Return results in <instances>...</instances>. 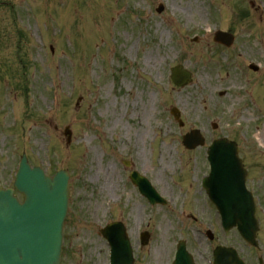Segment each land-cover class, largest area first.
I'll use <instances>...</instances> for the list:
<instances>
[{"label": "rangeland", "instance_id": "1", "mask_svg": "<svg viewBox=\"0 0 264 264\" xmlns=\"http://www.w3.org/2000/svg\"><path fill=\"white\" fill-rule=\"evenodd\" d=\"M32 22L50 28L53 58L47 45H28L44 34ZM216 29L234 37L230 48L213 42ZM17 30L27 40H16ZM0 34V188L11 186L22 154L49 175L69 172L62 264H107L99 229L121 219L134 264H170L179 240L197 264H208L206 230L246 264H264V0H0ZM16 53L25 82L15 76ZM177 64L192 74L182 88L169 79ZM192 129L206 144L186 151L181 138ZM220 138L238 144L247 170L259 223L255 248L235 229L224 234L206 198H196L209 172L207 147ZM131 170L148 176L167 205L125 191ZM145 230L150 238L141 247Z\"/></svg>", "mask_w": 264, "mask_h": 264}, {"label": "water", "instance_id": "2", "mask_svg": "<svg viewBox=\"0 0 264 264\" xmlns=\"http://www.w3.org/2000/svg\"><path fill=\"white\" fill-rule=\"evenodd\" d=\"M189 137L194 140V144L188 142ZM186 142L187 147L201 143L195 136L186 137ZM22 164H26L24 160ZM16 186L29 197L30 194L19 179ZM46 188L52 193L51 196L40 187L39 195L23 207H19L14 201L5 207L7 199L0 197V212L5 211L3 222L0 223V264L58 263L61 222L66 210V192L59 178L49 182ZM254 233L255 230L250 229L252 236Z\"/></svg>", "mask_w": 264, "mask_h": 264}, {"label": "bare ground", "instance_id": "3", "mask_svg": "<svg viewBox=\"0 0 264 264\" xmlns=\"http://www.w3.org/2000/svg\"><path fill=\"white\" fill-rule=\"evenodd\" d=\"M148 52H149V53H147V52L145 53L146 57H151V55H152V57H153V59H154V62H155V58H154V56H153V52H152L151 50H149ZM148 59H150V58H148ZM151 59H152V58H151ZM151 59H150V60H151ZM153 59H152V62H153ZM147 62H148V61H147Z\"/></svg>", "mask_w": 264, "mask_h": 264}]
</instances>
